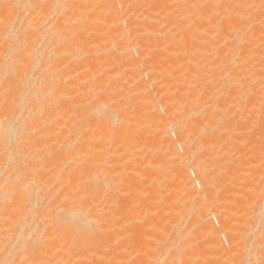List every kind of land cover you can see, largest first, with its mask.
I'll use <instances>...</instances> for the list:
<instances>
[{
	"label": "bare ground",
	"instance_id": "1",
	"mask_svg": "<svg viewBox=\"0 0 264 264\" xmlns=\"http://www.w3.org/2000/svg\"><path fill=\"white\" fill-rule=\"evenodd\" d=\"M0 264H264V0H0Z\"/></svg>",
	"mask_w": 264,
	"mask_h": 264
},
{
	"label": "rangeland",
	"instance_id": "2",
	"mask_svg": "<svg viewBox=\"0 0 264 264\" xmlns=\"http://www.w3.org/2000/svg\"><path fill=\"white\" fill-rule=\"evenodd\" d=\"M177 146L179 148V151L182 153L183 148L179 144ZM192 159H193L192 157L189 158V160H192ZM169 172L172 173L173 171H169ZM196 174H198V173L196 172ZM168 177L170 178V176H168ZM169 180H171V182L174 181V179H171V178ZM146 188H147V185L143 188L142 191H144ZM197 189H200V187ZM218 191H219L218 188L215 187L214 190H212V193L208 192L202 196V198L206 201H209L211 199V203H205L204 207H203L204 211H205L203 223L205 220H207L211 223L210 224L211 226L218 225L220 223L217 211H219V209L221 207L220 205H221L222 198L221 197L219 199L217 198V200L214 199V198H216V194H217V197L219 196ZM182 193H184V192H182ZM127 215H128V217H130V214L127 213ZM199 220L200 219H199V216L197 215V213H194V215L191 218L192 226H197L199 223ZM195 231L197 234H200V236H201L200 240L201 241H208L207 233L205 232L203 227H201V229L196 227ZM128 233H130L129 228H128Z\"/></svg>",
	"mask_w": 264,
	"mask_h": 264
}]
</instances>
